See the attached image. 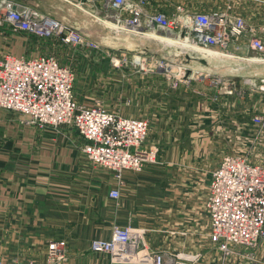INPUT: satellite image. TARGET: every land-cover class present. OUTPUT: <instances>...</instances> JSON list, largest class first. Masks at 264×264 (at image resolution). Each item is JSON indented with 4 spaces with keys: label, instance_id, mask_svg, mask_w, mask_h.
<instances>
[{
    "label": "rangeland",
    "instance_id": "1",
    "mask_svg": "<svg viewBox=\"0 0 264 264\" xmlns=\"http://www.w3.org/2000/svg\"><path fill=\"white\" fill-rule=\"evenodd\" d=\"M15 1L75 25L94 42L92 48L57 44V58L76 73L79 103L148 121L144 148L154 152V161L140 170L109 169L120 184L126 174L143 182L135 222L127 224L146 229L147 244L158 251L202 252L199 264H250L248 257L227 255L212 241L206 200L223 157L264 165V120L254 119L264 115V55L251 49L245 36L227 49H209L217 56L205 58V51L162 40L181 41L185 33L115 23L95 15L88 0ZM152 5L170 14L182 6L264 21V0H152ZM200 158L207 159V169L199 167ZM170 162L177 163L174 171ZM97 256L100 264H111L110 256Z\"/></svg>",
    "mask_w": 264,
    "mask_h": 264
},
{
    "label": "built area",
    "instance_id": "2",
    "mask_svg": "<svg viewBox=\"0 0 264 264\" xmlns=\"http://www.w3.org/2000/svg\"><path fill=\"white\" fill-rule=\"evenodd\" d=\"M95 15L103 14L115 23L134 29H162L185 33L195 46L227 49L247 44L264 55V21L253 23L226 11L190 12L178 6L176 14L152 9V0H88ZM0 28L41 39H54L73 47H94L82 31L22 5L0 0ZM12 40L10 39V43ZM75 71L52 54L30 57L0 51V109L24 115L26 124L60 132L74 130L84 139L81 149L95 164L116 172L141 169L154 161V152L144 148L148 121L112 113L100 106H86L76 100ZM260 89L264 91V78ZM257 121L264 120L255 116ZM6 119L0 116V124ZM113 198L120 190L111 191ZM206 206L210 215L211 239L223 253L249 258L250 264H264V165L227 155L213 171ZM147 230L131 224H115L109 238L90 243L96 254L110 256L111 264H199L202 252L158 251L147 244ZM67 243L51 240L44 262L63 264ZM244 247L245 251H236ZM0 264H26L19 260Z\"/></svg>",
    "mask_w": 264,
    "mask_h": 264
},
{
    "label": "crops",
    "instance_id": "3",
    "mask_svg": "<svg viewBox=\"0 0 264 264\" xmlns=\"http://www.w3.org/2000/svg\"><path fill=\"white\" fill-rule=\"evenodd\" d=\"M45 40L0 28V51L57 57L58 42ZM0 116L6 119L0 124V262H44L49 242L61 239L65 264H100L90 243L109 238L116 223L135 222L140 176L126 174L120 184L83 153L84 139L74 130L31 126L13 111L0 109ZM170 163L174 171L177 163ZM198 164L207 169L206 158Z\"/></svg>",
    "mask_w": 264,
    "mask_h": 264
},
{
    "label": "bare ground",
    "instance_id": "4",
    "mask_svg": "<svg viewBox=\"0 0 264 264\" xmlns=\"http://www.w3.org/2000/svg\"><path fill=\"white\" fill-rule=\"evenodd\" d=\"M162 40H166V41H170V42H172V41H175L176 43H184L186 46H190V47H195L196 49H198L199 50V52H203V51H205V52H203V56L205 57V58H207L208 56H206L205 54H211V55H216V53L215 52H209V53H207L208 51L207 50H203V49H201V48H199V47H197V46H195V45H193L189 40H187V39H183V40H181V41H179V40H175V39H172V38H166V37H164ZM183 46V45H182ZM217 56V55H216ZM215 56V57H216ZM209 58H211V59H213L214 57H209ZM209 196V195H208Z\"/></svg>",
    "mask_w": 264,
    "mask_h": 264
}]
</instances>
